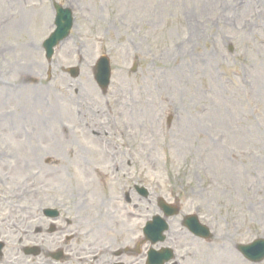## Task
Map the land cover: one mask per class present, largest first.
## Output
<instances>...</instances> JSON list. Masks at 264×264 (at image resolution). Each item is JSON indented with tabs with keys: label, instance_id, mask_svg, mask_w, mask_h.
<instances>
[{
	"label": "rangeland",
	"instance_id": "obj_1",
	"mask_svg": "<svg viewBox=\"0 0 264 264\" xmlns=\"http://www.w3.org/2000/svg\"><path fill=\"white\" fill-rule=\"evenodd\" d=\"M57 1L75 19L47 62L50 0H0V150L46 153L42 182L55 180L58 202L104 229L108 216L123 217L116 189L135 170L137 183L198 209L217 242L263 235L264 0ZM101 53L112 69L105 95L91 73ZM70 66L76 78L63 72ZM108 118L109 145L125 155L116 173L88 131Z\"/></svg>",
	"mask_w": 264,
	"mask_h": 264
},
{
	"label": "flooded vegetation",
	"instance_id": "obj_2",
	"mask_svg": "<svg viewBox=\"0 0 264 264\" xmlns=\"http://www.w3.org/2000/svg\"><path fill=\"white\" fill-rule=\"evenodd\" d=\"M6 162L0 158V164ZM11 172L8 166H0V264L144 263L134 229L123 231L114 220L107 221L104 229L98 219L85 214L74 219L63 213L46 214L44 209L56 210V194L41 192L37 182L27 191L19 183L9 184ZM180 236L171 234L165 240L172 248L168 264H184ZM58 250L60 258L54 255Z\"/></svg>",
	"mask_w": 264,
	"mask_h": 264
},
{
	"label": "water",
	"instance_id": "obj_3",
	"mask_svg": "<svg viewBox=\"0 0 264 264\" xmlns=\"http://www.w3.org/2000/svg\"><path fill=\"white\" fill-rule=\"evenodd\" d=\"M59 27L62 28V30H64V25H59ZM66 30V29H65ZM56 36V35H55ZM106 62V61H105ZM109 70L108 67L106 66V71L102 72V73H97L96 74V79L100 82V85L104 88L107 83H108V76H109Z\"/></svg>",
	"mask_w": 264,
	"mask_h": 264
},
{
	"label": "bare ground",
	"instance_id": "obj_4",
	"mask_svg": "<svg viewBox=\"0 0 264 264\" xmlns=\"http://www.w3.org/2000/svg\"><path fill=\"white\" fill-rule=\"evenodd\" d=\"M204 59V58H203ZM206 62V60L204 61V63ZM179 81H181V79H179ZM129 107H131L130 105H128ZM130 116L133 117V114L137 115L138 112L137 111H133V112H129ZM118 116H121L120 111L117 113ZM108 121V119L106 120Z\"/></svg>",
	"mask_w": 264,
	"mask_h": 264
}]
</instances>
